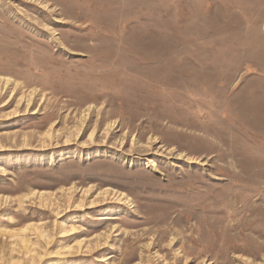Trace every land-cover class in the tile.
<instances>
[{
  "label": "rangeland",
  "instance_id": "374dc122",
  "mask_svg": "<svg viewBox=\"0 0 264 264\" xmlns=\"http://www.w3.org/2000/svg\"><path fill=\"white\" fill-rule=\"evenodd\" d=\"M0 167V264H264V0H0Z\"/></svg>",
  "mask_w": 264,
  "mask_h": 264
},
{
  "label": "bare ground",
  "instance_id": "6f19581e",
  "mask_svg": "<svg viewBox=\"0 0 264 264\" xmlns=\"http://www.w3.org/2000/svg\"><path fill=\"white\" fill-rule=\"evenodd\" d=\"M23 100V99H22ZM92 132V131H91ZM152 162V165H154V162L153 161H151ZM0 169L1 170H3V167H0ZM82 190V189H81ZM84 191V190H83ZM85 192V191H84ZM77 231V227H76V224L75 223H70L69 225H68V228L66 229H63L62 231H61V234H60V236H62V235H72V234H74L75 232ZM78 232V231H77ZM13 235H15V234H13ZM14 237V236H13ZM69 248V245H64V249H68Z\"/></svg>",
  "mask_w": 264,
  "mask_h": 264
}]
</instances>
